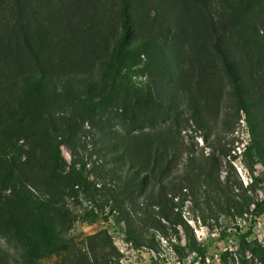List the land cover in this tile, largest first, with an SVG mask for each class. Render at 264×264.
<instances>
[{
    "label": "rangeland",
    "instance_id": "obj_1",
    "mask_svg": "<svg viewBox=\"0 0 264 264\" xmlns=\"http://www.w3.org/2000/svg\"><path fill=\"white\" fill-rule=\"evenodd\" d=\"M222 12L202 0H0V264H264L253 151L264 145V19L244 29ZM124 17L129 43H158L168 74L130 68L98 111ZM64 163L87 165L89 196L66 199L64 246L29 243L30 212L59 196ZM98 164L124 172L119 210Z\"/></svg>",
    "mask_w": 264,
    "mask_h": 264
},
{
    "label": "trees",
    "instance_id": "obj_2",
    "mask_svg": "<svg viewBox=\"0 0 264 264\" xmlns=\"http://www.w3.org/2000/svg\"><path fill=\"white\" fill-rule=\"evenodd\" d=\"M213 1L218 2V9L224 8V12H222L224 16L227 15L229 19L236 22L237 26H239V24L241 23H245L244 29H247L248 25L251 26V23L249 22L264 19V0H202V2L206 5H209ZM131 35V24L128 18L124 17L122 22L121 38L114 47L110 60L107 64L108 69L113 74V86L111 89V94L110 97L108 96L97 105L98 111H102L105 106L110 104L111 97L115 93H117V91L121 87L124 73L130 68L150 65V68L152 70H154L155 68L157 72H160L161 75L167 77L168 61L162 47L158 43L149 39L143 40L139 43L130 44L129 42ZM238 91L240 92L239 89ZM241 110H243L247 113L248 116H250V103L247 101H243ZM65 132L68 131L60 129L57 140L59 139L62 144H64V142L66 143L67 141L73 142L74 139L72 135H68V137H66ZM44 133H46L45 130ZM82 142L83 139L81 138V143ZM254 149L255 150L253 151H256L258 156H260V158L264 162V145L260 140H255ZM78 166H68L66 163L62 164L61 174L57 175L56 177L58 190L60 192L59 196H52L46 204H42L43 208L39 213L30 212L33 228L30 230L32 232H30L29 235L27 233V236L25 237V239H27L29 243H40L48 241L50 243L54 242L55 244L64 246V242L61 238L58 237L57 231L64 228L65 217H68L70 214L68 202L66 201V199L72 198V192H81V190H84L85 194L89 196V188L84 185V180H87L86 175H88L90 171L86 169V164H78ZM97 169L99 171L101 170L99 172L100 180H104L103 182L106 183L105 197L107 206H110L111 209L119 210L121 206L124 205L125 198L118 194L117 186L118 183H120L121 179L125 178L124 172L118 170L116 166L109 168L108 166L102 164H98L95 171L93 172H96ZM136 177H138L136 173H129V175L127 176V180L129 182L128 184L132 183L133 185H138L139 180H137ZM109 181H111L112 183H109ZM93 199L94 198H92V200ZM26 202L29 203V199H27ZM28 203H25V205ZM263 214L264 203L256 209L254 216L258 218ZM255 222L256 221H254V226ZM252 234L253 229H250L249 232L243 236L244 238H248ZM129 241L135 242V239L133 237H129ZM206 254L207 250H204L202 252V255L206 256Z\"/></svg>",
    "mask_w": 264,
    "mask_h": 264
}]
</instances>
